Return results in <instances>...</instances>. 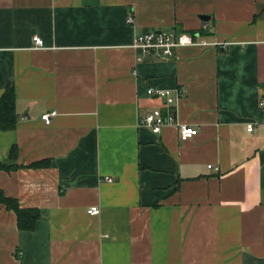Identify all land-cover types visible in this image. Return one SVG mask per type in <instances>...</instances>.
Returning <instances> with one entry per match:
<instances>
[{"label":"crops","instance_id":"1","mask_svg":"<svg viewBox=\"0 0 264 264\" xmlns=\"http://www.w3.org/2000/svg\"><path fill=\"white\" fill-rule=\"evenodd\" d=\"M150 28L215 43L135 60ZM7 83L0 192L39 214L0 204V264H264V0H0ZM151 86L191 137L139 123Z\"/></svg>","mask_w":264,"mask_h":264},{"label":"built area","instance_id":"2","mask_svg":"<svg viewBox=\"0 0 264 264\" xmlns=\"http://www.w3.org/2000/svg\"><path fill=\"white\" fill-rule=\"evenodd\" d=\"M125 21L132 23L131 13H127ZM31 41H33L34 47H42V41L37 35L31 36ZM215 41L207 42L200 38L197 34L188 32H174L172 30H161L152 29L143 32H136L133 36L131 46L136 50L135 60L140 59L144 56L166 58L173 54V50L181 45H212ZM146 92L149 95H155L163 99L166 104L167 110L164 114H151L145 112L139 116V123L146 126L152 132H157L160 127L166 124H173L177 130V137L179 140H185L191 137L195 132L196 128L186 122H180L176 119V114L174 113L173 98L169 95L166 89L151 86L146 88ZM178 93V90H177ZM259 106H264V98L259 100ZM53 109L46 110L44 113L40 114V118L46 124L50 121V116L54 114ZM248 130L252 129L251 123L247 122L245 124ZM213 170H216L217 166L207 165ZM105 179L109 181L111 177L105 176ZM86 212L89 214H95L99 212L97 205H90L86 207Z\"/></svg>","mask_w":264,"mask_h":264},{"label":"trees","instance_id":"3","mask_svg":"<svg viewBox=\"0 0 264 264\" xmlns=\"http://www.w3.org/2000/svg\"><path fill=\"white\" fill-rule=\"evenodd\" d=\"M0 94V129H10L15 125V112L13 103V88L10 84L3 87ZM9 156L14 155L13 147L9 149ZM32 164H41V161L32 162ZM15 165H6L0 162V168H12ZM0 204L4 207L11 209L15 213L16 226L24 229H31L34 219L38 216V210L33 208H23L18 205L15 198L6 196L0 192Z\"/></svg>","mask_w":264,"mask_h":264},{"label":"water","instance_id":"4","mask_svg":"<svg viewBox=\"0 0 264 264\" xmlns=\"http://www.w3.org/2000/svg\"><path fill=\"white\" fill-rule=\"evenodd\" d=\"M200 18H201V19H206V16H204V15H200Z\"/></svg>","mask_w":264,"mask_h":264}]
</instances>
